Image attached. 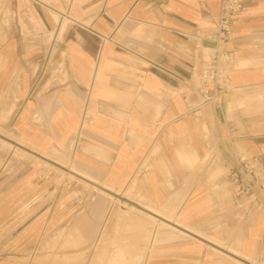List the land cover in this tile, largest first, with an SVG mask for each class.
I'll return each mask as SVG.
<instances>
[{"label": "crops", "instance_id": "1", "mask_svg": "<svg viewBox=\"0 0 264 264\" xmlns=\"http://www.w3.org/2000/svg\"><path fill=\"white\" fill-rule=\"evenodd\" d=\"M243 2L232 37L197 50L220 0H0V138L99 185L0 169V264H89L88 246L95 264H264V189L229 183L240 151L264 162V0ZM220 50L231 86L204 102Z\"/></svg>", "mask_w": 264, "mask_h": 264}, {"label": "built area", "instance_id": "2", "mask_svg": "<svg viewBox=\"0 0 264 264\" xmlns=\"http://www.w3.org/2000/svg\"><path fill=\"white\" fill-rule=\"evenodd\" d=\"M220 3L219 15L211 18L214 27L212 29L197 28L192 33L197 50L202 48L201 40L203 39L217 38L225 42L232 37L237 17L244 10V2L243 0H220ZM236 59L237 53L234 50H220L212 57L202 58L197 82L204 102L213 100L231 86L230 67ZM229 183L235 191L247 194L254 199L253 185L258 184L264 189V162L257 155L240 151L237 155V166L229 174Z\"/></svg>", "mask_w": 264, "mask_h": 264}, {"label": "rangeland", "instance_id": "3", "mask_svg": "<svg viewBox=\"0 0 264 264\" xmlns=\"http://www.w3.org/2000/svg\"><path fill=\"white\" fill-rule=\"evenodd\" d=\"M9 10V5H8V9ZM4 119H6L7 117H3ZM1 118V119H3ZM0 133L5 134L9 137H13V135L10 134V132L8 131V129L1 127L0 124ZM0 149L5 151L6 154V159L1 162L0 164V169L1 171H8L11 170L16 162L22 161L24 163V165L27 164L28 160H30L32 158V162H33V166L34 168H39L41 170V172H45L46 174L49 175V179L51 182H53V184L56 185H77V184H84V185H90V182H86L84 179H80V177L75 176L69 172H67V170H65L64 168L52 163V162H47L45 161V159L35 156L31 153H28L27 151H24L22 149H20L19 147H15L14 144H9V142L4 141L0 138ZM14 145V146H13ZM6 146V149H5ZM16 148V149H15ZM45 156L48 157H53L56 158L59 162L67 165L68 167L71 166L72 162H71V158H66L64 155H62L61 153L54 151V152H50V153H44ZM98 191H100L99 189H96ZM101 192V191H100ZM123 193V192H122ZM122 195H128V193H123ZM110 198L116 202H118V204H124L125 206H130L129 203L124 202L122 199H119L117 197H113L111 195ZM119 207V206H118ZM131 210L137 212V213H141V214H145L143 211L132 207L131 206ZM119 212L121 211V207L118 208ZM152 220L156 223H159L163 226H166L164 223L158 221L157 219H153ZM79 242H72L71 246L73 249H77ZM94 247H90L88 246V252L87 253H77L75 254L76 259L78 260L80 258L81 255H83L84 259H87V261L89 262V264H95V258L96 256L99 254ZM98 253V254H97ZM117 258V257H116ZM119 260L123 261V259L125 260L126 258H123L122 255L121 257H118ZM141 258L140 257H136L135 261L136 263L140 262ZM118 261V260H115ZM120 261V262H121ZM110 263V258L109 261Z\"/></svg>", "mask_w": 264, "mask_h": 264}, {"label": "water", "instance_id": "4", "mask_svg": "<svg viewBox=\"0 0 264 264\" xmlns=\"http://www.w3.org/2000/svg\"><path fill=\"white\" fill-rule=\"evenodd\" d=\"M18 145H19V144H18ZM20 146H21V145H20ZM21 147H23L24 149H27V148H25L24 146H21ZM30 152L33 153V154H35V155H37L38 157H41V158H43V159H45V160H47V161H49V162H52V163H54V164H56V165H58V166L64 168L65 170H67V171H69V172H72V173L75 174L76 176H78V177H80V178H82V179H84V180H86V181H88V182H90V183H93V184H95V185H98V184H96L95 182L89 180L88 178H85L84 176L80 175L79 173H77V172H75V171H72V170H70L69 168H67V167H65V166H62L61 164H59L58 162H55L54 160H51V159L48 158L47 156H44V155H42V154H39V153L34 152V151H31V150H30ZM98 186H99V185H98ZM107 191H109V190H107ZM114 195L123 198V196H121V195H119V194H115V193H114ZM124 199L127 200V198H124ZM146 211H148V210H146ZM148 212L151 213V214H153V215H156V214H154L153 212H150V211H148ZM156 216H157V215H156Z\"/></svg>", "mask_w": 264, "mask_h": 264}, {"label": "bare ground", "instance_id": "5", "mask_svg": "<svg viewBox=\"0 0 264 264\" xmlns=\"http://www.w3.org/2000/svg\"><path fill=\"white\" fill-rule=\"evenodd\" d=\"M4 119V118H3ZM9 144H11V143H9ZM23 144V143H22ZM14 146V145H13ZM16 147V146H15ZM16 149V148H15ZM21 149V148H20ZM22 150H24V149H22ZM24 151H26V150H24ZM48 157V156H47ZM48 158H50L51 160H54L55 162H58L59 164H61L62 166H65V167H67V168H69L70 170H72L70 167H68L67 165H65V164H63V163H61V162H59L56 158H53V157H48ZM45 161H47V160H45ZM47 162H49V161H47ZM50 163V162H49ZM72 171H75L76 172V170H72ZM67 172H69V171H67ZM216 172V171H215ZM69 173H71V174H73L72 172H69ZM214 173V172H213ZM216 174V173H215ZM73 175H75V174H73ZM76 176V175H75ZM87 177H89V176H87ZM211 178V177H210ZM217 178V177H216ZM81 179V178H80ZM87 182V181H86ZM213 183V182H212ZM133 188V187H132ZM136 201V200H135ZM142 203V202H141ZM147 207H149V206H147ZM151 207V206H150ZM151 209V208H150ZM154 209V208H153ZM153 209H151V210H153ZM157 211V210H156ZM155 211V212H156ZM159 211V210H158ZM160 212V211H159ZM159 212H157V213H159ZM148 214V213H147ZM159 215H160V213H159ZM168 215V214H167ZM151 216V215H150ZM170 216V215H169ZM172 217V216H171ZM172 219V218H171ZM174 229V228H173ZM151 237V236H150Z\"/></svg>", "mask_w": 264, "mask_h": 264}]
</instances>
